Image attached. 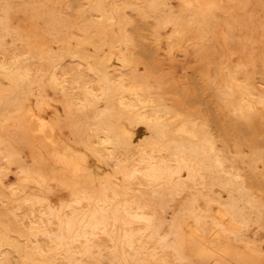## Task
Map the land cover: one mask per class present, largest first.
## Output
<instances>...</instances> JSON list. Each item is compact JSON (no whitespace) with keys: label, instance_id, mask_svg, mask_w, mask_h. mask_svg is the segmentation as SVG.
<instances>
[{"label":"bare ground","instance_id":"bare-ground-1","mask_svg":"<svg viewBox=\"0 0 264 264\" xmlns=\"http://www.w3.org/2000/svg\"><path fill=\"white\" fill-rule=\"evenodd\" d=\"M9 1H10L11 5L14 4V2L12 4L11 0H8V1L6 0V1H4L5 4H2V5L6 6V8H7V6H9V5H6V4H8ZM14 1H16V0H14ZM23 1L26 3L27 0L26 1L23 0ZM52 1H54V0H52ZM17 2H18V0H17ZM35 2H38V1L35 0ZM55 2H54V5H52L53 11H55V9H53V7H55ZM58 2H59V0H58ZM251 2H252V0H251ZM18 3H21V2H18ZM231 3L232 2H230V4ZM22 4H24V3H22ZM30 4H32V3H30ZM42 4L40 2V5H42ZM47 4H46V6H47ZM71 4H73V3H71ZM78 4H81V3L78 2ZM87 4L85 3L83 5H87ZM252 4L250 3L251 6H252ZM11 5H10V7H13V8L15 7L14 5L13 6H11ZM18 5H20V4H18ZM24 5H23L24 8L28 7L27 4L25 6ZM57 5H58V3H57ZM46 6L44 5L43 8H46ZM64 6H65V4L63 5V7ZM69 6L70 5L68 4L67 7H69ZM41 7L42 6H40V11H41ZM49 7H50V5H49ZM61 7L62 6H60V7L57 6V8H59V9ZM63 7H62V10H64ZM90 7H91L90 10H86V11H83L81 13L83 20L86 22V32L84 33V35L82 37L80 36L81 37L80 38L79 35L76 34V32H78V31H76L75 32L76 35H74V36L75 37L78 36L79 38L77 37L75 40H72V41H69V36H66V37H68V39L66 40V42L62 40V42H63L62 46L63 47L62 46H61V48L59 47L60 49L48 47L47 46L48 42H46V44L44 45L43 44V43H45L44 38H46L44 36L45 34L40 35V33L39 34L37 33L38 35H40V37L44 36L43 37V39H44L43 43L41 40L42 37L40 38L42 45L40 42L36 41L37 40L36 37H35V39H33L32 37L26 38L25 43H27L26 45H27V49L29 51L28 53H32L31 57H29V58L30 59L33 58L32 57L33 54H38L41 57L47 58L48 59L47 62L48 61L50 62L51 69L47 74H45V75L41 74L43 76L37 77L36 72H35L34 73L35 75H32L29 72L30 69L28 67V64H29L28 59L29 58H27V61H28V64H27L26 61L23 60V58H25L24 55L21 59L18 56L19 54L17 55L18 57H15V56L12 57V55H11L12 53H11L10 54L11 57L8 58L9 56H7V59H5L6 54L4 52L5 57H4V59L0 60V73L4 74L7 78L15 81L14 87L11 90L4 87L5 85L4 86L0 85V152L2 153L1 155H3L2 157L5 158V160H4V158H3V160L6 161V166L0 167V180L4 179V182L6 180V182H5L6 184L0 183V195L2 197H5V198L7 197L6 198L7 199L6 204L8 203V201H16L18 208H19V205L23 206V204H27V203H29V205H33V206L36 204H41L45 209L44 215L45 214L48 215L49 222L53 221L52 219H56V221H57L56 229L53 231L51 228V231H53V232L49 233V235H48L49 237L47 236L49 238V240L51 241L50 242L51 244L48 247H50V249H52L55 252L63 251L64 253L61 252V254H63V255L67 254L70 257L69 263H71V264H85L83 262L84 259H82L83 261H80V260L78 261L77 257H76L77 256V250H80V249L85 248V247H81L82 245L79 244L81 248L79 247L80 249L76 250L77 247H75V246L78 244V243L75 244L76 241L77 242L78 241L85 242L87 244V246L90 245L92 247V245H91V243L93 242L92 236L93 235L95 236V234H97V232L100 233L102 231L106 235H108L110 237V241L112 240V242H113V244H112L113 248L110 246L111 244L109 245V247L112 249L111 254L113 255V258L117 260L118 264H131L132 258L130 261V254H129V251L127 250V247L133 246V245H131L132 241H133L134 237H136L135 235L138 234L140 229H151L154 231V229H155V221H154L155 220V207L158 203V200L167 193L168 189H171L173 187V184H174L176 179L174 180L172 177L174 175H178V177H180L183 169H187L189 172L193 168L200 166L203 168L202 171L205 170L206 173H208V175L211 179L210 180L208 178L210 180L211 185L215 184V185H219L222 188H225L226 190H228V192L230 193L231 196L226 201H225V199H223V201H221V202L218 201L219 203H217V205H214L212 207H209L208 203L209 202L211 203V201H213V200H212V198H208V202H207V205L209 207L207 209L208 211L206 210V212H204V213H195L194 214V219H196L197 224L202 223L205 225L208 223L207 234H204V232L196 225V223L193 224L192 230L190 232H187L185 230V227H184L182 222L176 221L177 222L176 223L175 220L173 219L175 222V224L173 225L174 222L171 219L172 221H170V224L173 225V227H172L173 229L171 227L167 228V229L164 228L165 231H160V232L162 234L163 232L166 233V230L168 231V229L169 230L172 229L171 233L173 234V236L171 238L167 239L166 241L162 238L161 239L166 242V245L172 246L175 249V251L177 252L178 256H180V257L183 256V251H184L183 249L188 248L190 253H192L198 257L204 256L206 254L218 253L222 257L232 256L233 259L235 260V264H245L244 261H242L236 255L231 253V251L233 249L228 244H229V242L231 244L232 241L229 240V238L228 239L224 238L222 231H227V232L236 231L237 232V230H239V229H237V230L235 229L236 222L246 226V225H249V223H251L252 221H257V218L259 216H261V211L264 208V203L259 198H257L258 193L255 196L254 195L255 193L253 194L248 189L247 186H249V185L246 184L247 179L242 177V174H243L242 172H240V174L242 173L240 176L239 174L233 173L232 171L225 168L224 163H223V157H225V155L222 156L219 152V148L217 147V143H216L217 142L216 139L218 137L215 138L216 137L215 136L216 130L213 129V131L215 132L213 134V132L211 131L212 129H210V126H209L210 119L208 117H206V119L204 118L201 120H196V119H193L191 117V113H189V111H188V114H190V115H187V114H183L182 109H181L182 112L181 111L179 112L175 108H173L174 105H176L178 102L177 103L175 102V104H172L173 106H171L167 102L168 97H169V99H170V97L172 99L171 95L173 92L170 91L171 87L169 88V91H170V92L168 91L169 93L167 92V94H165L166 91L164 93V90H166L169 87V85L166 86V88L161 87V90L163 88H165L162 92L164 94L158 93V92L156 93V91H154V92L152 91L153 88L155 89L158 86H160L162 84L161 82L163 80L166 81V79H164L165 75L163 76V74H165V73H163L160 76L157 72L161 68H160V65H159V67H157L156 56H158V55H152V53H155V52H152L151 54H148V55L146 53L147 57H145V58H143L144 56L142 55V52H141L140 53L141 55L139 57H141L142 60L137 57V55H139V54L135 53L137 50L134 51V47L139 48V46L142 45V43H143L142 38L143 37L139 41V42H141V45H140V43H138L137 40H135V38L131 34L132 32L134 33L135 31L134 30L131 31L132 29H130V26L132 24L136 23L134 21L135 20L134 15H136V14L138 16H142L141 17L142 19H143V17H144V19H145V17H148V18L150 17V18L154 19V21H155L154 27L155 28H152V29H155L154 31L156 32V37H154V39L156 38L159 41L160 46H163L162 48L166 49V52H167V50L172 52L175 49H176V51H179L178 49H180V48L183 49L182 47L187 42H192L193 46L192 45L191 46L194 48L195 52L197 51L196 53H198V55L196 56L197 60L199 58H202L203 56L205 58V55L208 57H211L210 55L213 53H220L219 56H217V57H219L217 60L218 61L217 68H215V69L209 68V70H211V71H209V76L207 77L208 74H206L204 76L202 75V76H203V78L206 77L207 82H208V83L207 82L206 83H207L209 89L210 88L212 89V94L214 93V96H216L215 98L216 99L218 98L220 101V105L218 104L220 107H217V106L216 107L218 109H220L221 115L219 114L220 111L218 112V114H212V117H213L215 123H217L218 126L220 127L219 130L224 129V127H226L227 125H230V128L233 129V131L235 130L236 134H237V132H239V134H237L238 136L236 135L237 137L234 136L235 134H233L234 137L238 138L241 133H244L249 128L252 130L251 127L254 128V125H256L255 121H256L257 111L261 108L262 109L264 108L263 107L264 106V90L261 88V86H259L257 84V82L254 79L250 78L252 76L250 74V72H249L248 76H250V75L251 76L250 77L247 76L245 79H239L237 77V74H239V71H241L239 69L242 68L246 64L244 62L245 60L243 59V57L245 58V56L240 58V59H243L242 60L243 62H241L240 59L236 58L237 55L235 57L232 55V52H229V51L226 52V50H224V54L221 55V53L223 52L222 50L228 44L226 42V46H225L224 40L230 38V36L233 35L232 29H236V28L240 29L239 26L240 27L244 26V23H245L244 19H247V18H244L246 15L244 14L245 16L243 18L240 17L238 19V21H240V22H241L240 19H242L243 25H239L240 22H239V24L238 23L236 24L235 20H237V19L234 18V21L236 24L235 27L232 26V29H227L224 26H222L224 18L222 15V10H221L220 5L214 4V2L212 0H94V2L92 3V6H90ZM128 7H131V9L136 12L133 16H131L133 13L131 15H128L129 12L128 13L126 12V9ZM248 7H249V5H248ZM260 7L262 8V6H260ZM47 8H46V10H47ZM72 8H73V5H72ZM78 8H80V7H78ZM249 8H250V11H252L251 9H253V7L252 8L249 7ZM5 9H3V10H5ZM10 9L11 8H8V10L6 9V11H8V13H9V12H11V11H9ZM69 9H71V7ZM262 9H264V7ZM262 9H261V11H262ZM24 10H26V9H24ZM46 10H45V13L47 14ZM241 10H243V9H241ZM0 11H1V9H0ZM51 11L49 9L48 13H50ZM53 11H52V15L48 14V15H50V17L56 13V12L53 13ZM56 11H57V9H56ZM12 12H11V14H12ZM23 12H25V11H23ZM31 12H34V11L31 10ZM76 12H77V10H76ZM232 12H234V11H232ZM236 12H238V10H236V8H235V13ZM262 12H264V11H262ZM8 13H7V15H8ZM39 13L41 14L42 11ZM58 13H59V10H58ZM243 13H244V11H243ZM15 14H17V13H15ZM40 14H38L39 18L44 19V17H42L43 14L42 15H40ZM9 15H10V13H9ZM9 15H8V18H9ZM78 15H79V12H78ZM230 15H233V14H230ZM230 15H228L229 18H230ZM38 16H37V18H38ZM129 16L131 18L133 17V21H132V19H130ZM237 16H239V15H237ZM255 16H256V14H255ZM263 16H264V14H261V17H263ZM20 17H22V16H20ZM30 17H34V16L29 15V17H25V20H26V18H28L26 20V22L29 20ZM54 17L49 18L50 20L48 19L49 23L47 21H42V22H45V24H46V22L48 24H50L51 19H52V21H54ZM57 17H59V16L57 15ZM62 17H63V15H62ZM0 18H2L1 14H0ZM8 18H7V20H8ZM229 18H227V19H229ZM257 18L260 19V16L258 17V15H257ZM22 19H23V17L21 18V20ZM30 19H32V18H30ZM144 19L142 21L143 23H144ZM10 20L4 21V22H6V23L8 22V24L10 26L12 25V28H14L13 26L15 24L13 21L15 20V22H16V19L12 20L13 23H11ZM55 20H57V18ZM60 20L64 21L66 19L60 18ZM252 20H254V18L251 19V21ZM1 21H3V20H1ZM34 21H35V19H34ZM145 21H147V19ZM149 21H150V19H149ZM229 21H231V20L229 19ZM23 22L25 23V21H23ZM30 22H32V20ZM66 22L65 23L63 22V23L66 24ZM132 22H134V23H132ZM37 23H38V21H37ZM40 23L41 22H39V26L40 27L43 26V25H40ZM147 23H149V22L147 21L146 24ZM48 24H46V25H48ZM51 24H54V23H51ZM51 24H50V26H51ZM64 24H62V26H64ZM246 24H245L246 30H247V27L248 28L252 27L253 29L255 27V25L253 26V23L252 24L246 23ZM258 24H259V22H258ZM144 25H145V23H144ZM230 25H233V22ZM6 26H7V24H6ZM6 26L4 23L3 28L6 29ZM10 26H7V29ZM27 26H29V25H27ZM58 26H56L57 28L54 27L55 31H56V29H58ZM139 26H141V25H139ZM146 26H149V25L147 24ZM258 26H261V25H258ZM263 26H261V27H263ZM25 27L26 26H24L23 30L25 29ZM36 27H38V26H36ZM68 27L69 26H67L66 28H68ZM19 28H21V30H22L21 25L19 26ZM76 28H77V26H76ZM140 28H142V27L137 28V31ZM148 28H150V27H148ZM250 28L248 29L249 32L252 31V29H250ZM17 29H18V27L16 26V28L14 29L15 31L11 32L9 30V32H6V31L5 32L7 34H10L11 36L12 35L17 36V35H19L18 31L20 32V29H18V31H16ZM27 29H29V27L26 28L25 31ZM50 29L45 28V31L48 30V32H49ZM68 29L70 30V28H68ZM72 29H73V25H72ZM238 29H237L238 32L236 30H235L236 32L235 31L234 32L239 33L238 35H240L241 32H239ZM261 29L263 30L264 28H261ZM23 30L21 32H23ZM29 30H32V29H29ZM79 30H80V28H79ZM248 30H247V36H248ZM255 30H256V27H255ZM60 31H62V30H60ZM137 31H136V33H139ZM240 31H243V33H244V30H240ZM50 32H51V30H50ZM63 32L64 31H62V33ZM80 32H83V31L81 30ZM141 32H142V30L140 31V33ZM151 32H153V30ZM256 32H257V30H256ZM6 33L4 35H6ZM46 33H47V31H46ZM235 33H234V35H235ZM243 33H242V35H243ZM1 34L3 35V32L0 33V35ZM32 34H34V33H32ZM56 34L55 35L53 34V35L57 36ZM64 34H65V32H64ZM73 34L74 33H71V31H70V34H68V35H73ZM254 34L255 33L253 32V35ZM20 35L18 37H20ZM25 35L26 34H24V36ZM66 35H67V31H66ZM144 35L145 34H143V36ZM234 35H233V37H235ZM253 35H251L250 38H253L254 42H252V40L250 41L249 39H247L248 37L247 38L244 37L245 34L243 35V38H246L247 40L246 39H244V40H246L247 42H248V40L251 42V43L249 42L250 47L254 46V45H257L256 48L259 47L258 52L256 49H254V47H252L254 49L253 54L255 52V53L259 54L258 56H260L261 55L260 53H262L263 54L262 56H264L263 48L261 46H258L259 44L257 42L255 43L256 39L253 37ZM16 36H14V37H16ZM24 36H23V38L27 37V36H25V37ZM151 36H153V35H150V37ZM47 37H50V36L47 35ZM64 37L65 36L63 35V38ZM71 37L72 36H70V39H71ZM233 37H231V38H233ZM235 38H237L236 40H238L239 38L241 39V37H238V36H236ZM257 38L259 39V36H257ZM263 39L264 38L262 37V40ZM14 40H12V41H14ZM55 40H56V37H55ZM152 40H153V38H152ZM233 40H235V39H233ZM236 40H235V42H236ZM244 40H242L240 42V46H239L238 41L236 42V44L233 41L235 46L237 44H238L237 46H239L238 48L236 47V49H239L241 47H242V49H245L246 43ZM260 40L261 39H259L258 41H260ZM16 41H17V38H16L15 42ZM59 41H60V39H59ZM145 41L146 40H144L143 46H141V47H144V46L148 47L149 46L148 44H147L148 46L146 45L147 42H145ZM155 41L156 40H154V43H156ZM4 42L5 41L2 38H0V45H2V44L6 45V43H4ZM55 43H57V42L55 41ZM253 43H255V44L252 45ZM137 44H139V46H137ZM263 44H264V42L262 43V45ZM8 45H10V44H8ZM155 45L156 44H154L152 46L155 47ZM19 46H20V43H19ZM23 46L25 47L24 44H23ZM235 46L232 45V47H235ZM149 47L147 48V50H148L147 52H149ZM156 47H159V44ZM260 47L262 49H260ZM152 48H151V51H157V49L155 50ZM162 48L159 50H163ZM18 49H16V50H18ZM141 49L146 50L145 48H141ZM236 49H234V50H236ZM242 49H240L241 52L238 51V53L243 54ZM260 50H263V51L261 52ZM139 51H140V48H139ZM190 51L192 53L193 49L191 48L189 50V52ZM248 51L246 50L245 53H247ZM10 52H11V50H10ZM19 52H21V50ZM25 52H27V50H25ZM158 52H161V51H158ZM181 52H182V50H180V54H181ZM189 52H187V53H189ZM22 53H24V52H22ZM28 53H26V54H28ZM236 53H237V50H236ZM249 53H250V51L248 52V54ZM56 54H58L57 57H55ZM160 54H162V56L161 55H159V56L164 58V56H165V55H163L164 52L160 53ZM177 54H179V53H177ZM192 54H194V52ZM250 54L252 56V53H250ZM13 55H15V54H13ZM64 55L72 56L73 58H74V56H76L77 58H79V60L81 59L82 61H84L87 65V66L86 65L85 66L88 67L87 69H89L90 72L94 73L93 77H95L97 84L95 83L96 82L95 80H92L96 84V86H94L95 84L92 81H90V83L92 82L94 85L93 84L89 85L88 81H87L88 83L86 82V84H88V85H86L84 83L85 78L82 75L83 80L82 79L81 80H82V83H84V84H82L83 85L82 86L81 83H79V85H81L82 87L81 88L78 87V88L80 90L81 89L82 90H81V94H80L81 95L80 100L76 102L77 106H76L75 110L72 108L73 111L71 109L70 112H68L69 113L68 117H66V118L59 117L60 119H58L56 121V119L54 120L51 116L55 112H53L50 104L45 103V105H43L40 109L33 107L31 104L25 105L23 103V99L25 97L23 96V92L21 89H24L27 86V84H30L32 81L37 80L47 90L48 89H54L56 91H59L58 94L61 98L63 96V93L61 91L62 85H61L60 81L63 79H61V80L59 79V76L61 73H60V70H59V73L57 72L59 62L57 61L56 58H59V56L62 57ZM183 56H184V58L186 57L185 55H183ZM192 56H194V55H192ZM239 56H241V55H239ZM248 56L250 57V55H248ZM248 56H247V60H249ZM187 57H189V55H187ZM175 58H174V60H175ZM254 58H256V57H254ZM38 59H40V58L38 57ZM59 59H61V58H59ZM210 59H212V57L209 58V60ZM257 59H259V58L257 57L255 60H257ZM64 60H66V59H64ZM192 60L197 61L196 59L194 60V58H192ZM237 60H239L242 63L241 64L239 62L242 65V67H239L240 64L238 62H235ZM202 61H204L203 58H202V60H200V62L202 63ZM49 62H48V64H49ZM72 63H73V61H72ZM198 63L199 62H196V64H198ZM204 63L206 64L205 61H204ZM256 63L258 64V60L256 61ZM36 64L38 65V63H36ZM60 64L63 65L62 63H60ZM80 64H81V62H80ZM160 64L162 65L161 62H160ZM176 64H177V62L176 63L173 62L172 65L179 66L178 64L177 65ZM209 64H212L211 61L210 62L208 61V64H207L208 67H210ZM250 64H247V65H249V67H251ZM30 65H32V64L30 63ZM112 65L117 67V68L115 67L116 71L118 70V73L116 75L114 73H111L110 66L112 67ZM195 65H194V67H195ZM200 65L202 66V64L199 63V65H197L198 67H196V69L197 68L199 70H201V68L203 69V66L201 67ZM247 65H246V67H247ZM32 66L34 68V65H32ZM81 66H82V64H81ZM85 66L83 65L82 67H85ZM206 66L204 68V71H206V70L208 71ZM38 67H41V66H38ZM78 67H80V66L78 65ZM260 67L258 65V69ZM33 68H32V70H34ZM45 68H46V66H45ZM153 68H154V70L157 68H160L159 70L157 69V71L155 70L157 75H159L160 77L158 76V78H156L157 75L152 74L154 71ZM244 68H245V66H244ZM36 69L38 72V69H40V68L36 67ZM36 69H35V71H36ZM60 69H62V68H60ZM167 69H169V66H168V68H165V70H167ZM171 69L176 70V67H174V68L171 67ZM261 69H259V71ZM72 70L70 69V71H72ZM163 70L164 69H162V71ZM242 70H243V72L246 71L243 68H242ZM162 71H159V72L162 73ZM176 71H178V69ZM65 72H67V71H65ZM72 72H70V74H72ZM82 72H84L83 74L85 75V71L82 70ZM241 72H240V75H243L244 73L242 74ZM43 73H44V71H43ZM196 73H198V72H196ZM112 74H114L115 76H112ZM168 74H169V72H168ZM201 74H204V72L200 73V75ZM245 74H246V72H245ZM259 74L260 73H258V75ZM73 75H75V73ZM153 75L155 77H153ZM193 75H195V74H193ZM77 76H76V78H77ZM260 76H261V74H260ZM87 77H89V76H87ZM161 77L163 79H161ZM239 77L241 78V76H239ZM262 77H264V76H261L259 78H261L263 80ZM63 78H64V76H63ZM67 78L68 77H67V73H66V79ZM159 78L162 81H160ZM87 79H92V78L89 77V78H86V80ZM198 79H200V78H198ZM72 80H70V81H72ZM76 80L78 81V78ZM81 80L79 79V81H81ZM196 80H197V77H196ZM66 81L69 82L68 79ZM38 82H36V83H38ZM61 82H63V81H61ZM167 82H165L163 84L165 85ZM71 83L73 84L74 82H71ZM76 83H78V82H76ZM198 83H199V81L197 82V84ZM202 83H199V84L201 85ZM171 85H174V84H171ZM203 85L205 86L206 84L204 83ZM76 86H78V84L77 85L75 84V89H76ZM181 86L182 85H180L179 87H181ZM71 87H73V86H69V88H71ZM176 87L177 86H175V88ZM182 87H184V85ZM175 88L173 87L172 91ZM37 89H38V87H37ZM177 89H179V88H177ZM39 90H41V88ZM70 90L71 89H68V91H70ZM179 90L182 91L183 89H179ZM179 90L178 91L176 90L177 91L176 93L174 90V93L175 94L180 93ZM184 90H185V93L188 92V91H186L187 89H184ZM204 90H205V87H204ZM48 91H50V90H48ZM78 92L80 93V91H78ZM190 92H192L191 89H190ZM194 92H196V90ZM74 93L72 95H75ZM170 93H171V95L169 96ZM181 93L183 95H185L183 91ZM182 94H180V95L182 96ZM187 94L185 95V96H187V98L183 97V99L185 98L184 101H186V99H187L186 102L190 103L193 100L191 97H193L194 95L193 96L189 95V92ZM69 95H71V94H68V96ZM165 95L167 98L165 97ZM203 95H205V93ZM207 95H210L209 92L206 94V96ZM78 96L79 95L77 94L76 97L79 98ZM177 96H178V94H177ZM189 96H191L190 99L188 98ZM214 96H212V97H214ZM53 97L54 98H52V99L56 98V96H53ZM67 97H66V99H67ZM76 97H74V98H76ZM203 97H205V96H203ZM195 98H196V96H195ZM195 98L193 100L194 103L196 100ZM181 100H180V102H181ZM189 100H191V101H189ZM206 100L208 101L209 99H206ZM213 100H215V99H213ZM168 101L171 102V100H168ZM172 101H173V99H172ZM177 101H178V99H177ZM73 102H74V100H73ZM193 102H191V105L193 104ZM211 102H210V104H211ZM63 103H64V107L67 106L68 102L64 99V97H63ZM210 104L208 103V105H210ZM183 105L185 106V104H183ZM187 105H189V104H187ZM213 105H210V107L212 106V108H213ZM71 107H74V104ZM185 107H184V109H185ZM67 108L69 109V106ZM178 109H179V107H178ZM213 109H212V111H213ZM216 111H218V110L216 109ZM262 111L264 112V110H262ZM12 112H14V113H12ZM201 112H205V115L206 114L210 115L209 112H211V110H209V106H206L203 109H201ZM213 113H216L215 110ZM198 116H200L199 112H198ZM19 117H26L27 120L36 122L38 127L35 130H33L31 125H29L28 123L26 124L23 121L18 120ZM197 118H200V117H197ZM227 122H229V124ZM211 123H213V122H211ZM225 124H227V125H225ZM263 126H260V127H263ZM59 127H61L62 131L65 134H71L72 135V137L74 139L73 143L61 136L60 131H59ZM257 127H258V125H257ZM256 129H258V128H256ZM228 130H229V128L227 129V131ZM263 131H264V127H263ZM263 131L258 130L257 132L263 133ZM254 132H255V130H254ZM228 134H230V133H228ZM253 134H250V135H253ZM226 135L224 138H226L228 136V135L227 136ZM34 136L39 137V142H38L39 145L36 144V142L34 141V139H33ZM221 136H223V135H221ZM229 136L230 137L232 136V132ZM241 136H242V134H241ZM249 136H247V137L249 138ZM253 136H255V135H253ZM253 136L250 138L252 139ZM260 137H257V138H260ZM262 137L264 139V135H262ZM136 139H140L139 144H141L140 145L141 147L138 149V151L136 153H133L131 151L132 149H130V144H131V142H133ZM240 139L242 142H243V140L245 141V139H243V140H242V138H240ZM226 140H227V138H226ZM247 140H246V143H248ZM222 141H224V140H222ZM253 141H255V139ZM239 142H240V140H238V143ZM249 142H250V140H249ZM218 143H219V141H218ZM250 143H254V142H250ZM255 143L258 144L256 141H255ZM79 144H85L89 148V150L97 152L101 158H104L108 162L109 169L107 170L105 168L106 171H104L100 166L93 164L90 157L88 156V154L81 150V148L79 147L80 146ZM263 144L261 143L262 148L258 147L256 149H253V147H252V151H254V156L256 158H260L262 160L264 159V148H263L264 145ZM220 145L222 146L223 144H220ZM237 146H236V148H237ZM253 146H254V144H253ZM224 147H226V146H224ZM248 148H250L249 144H248ZM221 150H223V149H221ZM239 151H240V149H239ZM249 151H251V149ZM233 152H234V150L230 154H232ZM236 153H237V149H236ZM171 157L174 160H176V162H177V164L175 166H171L168 163V159H171ZM240 157H242V156H240ZM240 157H237V158H240ZM173 159H171V160H173ZM0 160H2L1 157H0ZM227 161H229V160H227ZM242 161H244V160H242ZM2 164H4V163H2ZM263 164H264V162H263ZM240 165L242 166V164H240ZM237 166L238 165H236V167ZM241 166H238V167H241ZM258 167L259 166H256V168H258ZM232 168L233 167H231V169ZM256 168L254 166H251V167L249 166V168H247V169H249L251 171L252 176L261 175V173H259L256 170ZM236 169L233 171H236ZM251 173H250V175H251ZM258 173H259V175H258ZM66 175L73 176L76 179V181L79 183V186L76 187V186L72 185V183L68 179L65 178ZM252 176H251V178H252ZM259 179L261 180L262 178H259ZM177 180H179V178ZM189 180H190V178H189ZM261 182H262V180H261ZM261 182H259V183H261ZM185 183H186V181H185ZM247 183H249V178H248ZM176 184H178V183H176ZM189 184L190 183H188V185ZM263 185H264V183H263ZM177 187L174 190H177ZM186 187H187V184H186ZM257 188L258 187H256V189ZM259 188H260V185H259ZM183 189H185V188H183ZM251 189H254V188H251ZM180 190H182V189H180ZM176 192L178 193V191H176ZM188 192H189V189H188ZM179 193H181V191ZM188 194H191V193L189 192ZM235 194H238V197H233V195H235ZM169 196H170V194H169ZM175 198H174V200H175ZM200 198H202V196ZM263 198H264V196H263ZM177 199L178 198H176V200ZM185 199H186V197H185ZM220 199H222V198H220ZM183 201H182V203H183ZM239 201H241V202H239ZM173 202H175V201H173ZM1 203H3V202H1ZM13 203L9 204V206L12 205ZM213 203H215V202H213ZM166 204H165V206H166ZM168 204H170V203H168ZM198 204H199V202L197 203V205ZM203 205H204V203H203ZM0 206H6V205L1 204ZM190 206L192 207V205H190ZM12 207H10V208H12ZM163 207H164V205H163ZM173 207H175V205ZM26 208H25V210H26ZM38 208H40V207H38ZM166 208H169V205ZM189 208L187 207V209H189ZM202 208H206L205 205ZM9 209H7V210H9ZM29 209H32V208H29ZM173 209H176V207L172 208V210ZM12 210L13 211L16 210L15 213H17V209L14 208ZM22 210L23 209H21V211ZM36 210H37V207L35 208V211H32V212L34 213V212L40 211L39 209L37 211ZM8 212H10V211H8ZM176 212H178V210H176ZM10 213H11L10 216L14 214V212H13V214H12V212H10ZM21 213L23 214V212H21ZM39 213L40 212H38V214ZM42 213H40V215ZM193 213H194V211H193ZM161 214H163V213H161ZM173 214L175 215V213H173ZM173 214H171V215H173ZM183 214H184V210H183ZM14 215H13L14 216L13 221H14L17 214H14ZM33 216H34V218H36L35 215H33ZM8 217H9V215H8ZM17 217L19 219V216H17ZM22 217H23V215H22ZM27 217H30V215ZM41 218H42V220L45 219L43 217H41ZM41 218H40V221H41ZM170 218H172V217H170ZM182 218H184V217L182 216ZM168 219L166 218V221ZM8 220H9V218H8ZM17 220H16V223H17ZM5 221H3V219L0 217V264H6L7 261H9V256L7 255V253H9V254L12 253V255H13V252L10 253L9 250L6 253V251H7L6 246L11 248L13 251L15 250V251L21 252L22 257L24 258L25 264H34L35 260L40 258V257L37 258V254H42L44 249L39 244H35V245L33 244L34 245L33 249L35 250V252L33 250H32V252H26L24 247H21V245H19V243L22 241L20 239H18V240H20V242H18V240H16L17 238L15 239L16 241H14L12 239V236L14 237V235L9 234V232L12 231L14 225L12 226L11 223H9V224L4 223ZM30 221H31V218H30ZM44 221H47V220H44ZM44 221H41V222H44ZM164 221L165 220H163V223H164ZM167 222H169V221H167ZM171 222H173V223H171ZM41 224H44V223H41ZM41 224H38L36 226L39 227V225H41ZM170 224L168 225V227L170 226ZM30 225L32 226V224H30ZM52 225H54V224H52ZM52 225H51V227H52ZM19 227L23 228L24 225L22 226L20 224ZM27 227H29V226H27ZM27 227H24V228H26V230H27ZM43 227H44V225H43ZM159 227H161V226H159ZM159 227H158V230L161 229ZM243 228L244 227H242V230H243ZM19 229H17V231H19ZM47 229L49 230V228H47ZM43 231L46 232L45 230H43ZM12 232H15V230ZM23 233L24 232H22V234ZM25 233H30V232L27 231ZM169 233H168V235L170 236L171 233L170 234ZM32 234H33V232H32ZM102 234L103 233H101V235ZM158 235H159V233H158ZM15 236H16V234H15ZM100 236L98 238V239H100L99 241L98 240L96 241L97 238L96 239L94 238V239L96 242H99L100 244H102L103 242H105V240L103 241V239H102L103 242L101 243L100 242L101 241ZM243 236L246 237L245 235H241V237H243ZM44 237L46 238V235ZM96 237H98V236H96ZM162 237H165V236H162ZM28 238H29V236H28ZM137 238L138 237H136L135 239L140 240ZM26 239H27V237H26ZM26 239H25V241H28ZM142 239H143V237H142ZM142 239H141V241H143ZM144 239H146V238L144 237ZM237 239H238V237H237ZM235 240H236V238H235ZM212 242H216L218 244V246L216 244L217 247H215V248L211 247ZM99 243H97V244H99ZM40 244H42V242ZM93 244H94V242H93ZM137 244H138V241H137ZM222 244H224V246H226V247H223ZM145 245L147 246V243ZM105 246L103 249H106ZM135 246L136 245H134V249L132 248V250H135ZM48 247H47V249H48ZM106 247H108V246H106ZM250 247L252 248L255 256L259 255L258 251H257L258 249L256 248V246L252 245ZM101 248L102 247H100V249ZM103 249H102V251H104ZM82 250H84V249H82ZM86 250H87V248H86ZM88 250L90 252V249H88ZM91 250H93V247ZM129 250H131V249H129ZM95 251H97V250H95ZM141 251H139V253H141ZM175 251H174V253H175ZM80 252H81V250H80ZM93 253H95V252L93 251ZM135 253L137 255L138 252L136 251ZM55 254L53 255V257L55 256V259H56L58 256L56 257ZM108 254H110V252L109 253L107 252L106 255H108ZM82 255H83V253H82ZM103 255H105V254H102L101 256H99V259H101L100 257H103ZM131 255H133V254H131ZM87 256H86V258H87ZM92 256H91V258H93ZM108 256H104V257H108ZM172 256H174V255H172ZM43 257H42V260H43ZM48 257L51 260L49 255H48ZM137 257H139V256L137 255ZM176 257H177V255H176ZM14 258H15V256H14ZM152 258H153V256H152ZM154 258H156V257H154ZM59 259H60V256H59ZM93 259H95V258H93ZM106 259L110 260L111 258L110 259L106 258ZM147 259H148V257H147ZM42 260L40 259V262ZM46 260H48V259H46ZM50 260H48V261H50ZM138 260H136V261H138ZM140 260H142V258ZM153 260H155V259H153ZM171 260H172V258H171ZM17 261H15V262H17ZM44 261H45V259H44ZM103 261H104V259H103ZM19 262L15 263V264H18ZM36 262L39 264L38 260ZM62 262H64V261H62ZM91 262H92V264L94 263V261H90L89 264H91ZM98 262H101V260ZM142 262H143V260H142ZM147 262H149V260ZM151 262H153V261L151 260ZM184 262H186V261H184ZM66 263H68V262H66ZM95 263H97V262H95ZM101 263H99V264H101ZM138 263H140V261ZM40 264H42V262ZM150 264H152V263H150ZM158 264H160V263H158Z\"/></svg>","mask_w":264,"mask_h":264},{"label":"rangeland","instance_id":"rangeland-1","mask_svg":"<svg viewBox=\"0 0 264 264\" xmlns=\"http://www.w3.org/2000/svg\"><path fill=\"white\" fill-rule=\"evenodd\" d=\"M1 2H0V9H1V11H0V14H1V16H2V18H0V22L2 23H0V33H2L3 32V35L6 33V32H9V30L12 32V31H15L14 29L16 28V26L18 27V29H20V32L18 31V29L16 30V31H18V34L20 35L21 33V35H20V37H18L19 35H10V34H7L6 33V35H0V38H2L5 42L4 43H6V45L4 44H2V45H0L1 47H0V60L1 59H4V57H5V54H6V57H5V59H7V56H9L8 58H10L11 57V55H12V57H18L19 56V58H21L22 59V57H23V55H24V57L25 58H23V60L24 61H26V63L28 64V61H29V64H28V67H29V69L31 70H29V72L32 74V75H35L34 73L36 72V76L37 77H41V76H43V75H45V74H47L49 71H50V69H51V66H50V62H49V64H48V62H47V58H44V57H41L40 55H38V54H33L32 55V57L34 58H29V57H31V54L32 53H28L29 51H28V49H27V43H25L26 42V38H30V37H32L33 39H35V37L37 38V42H40L41 43V40H42V43H43V40L45 41V43H43L44 45L46 44V42H48L47 43V46L48 47H51V48H61V46H62V44H63V42H62V40L63 41H65L66 42V40L68 39V37H66V36H69V41H72V40H75L78 36H74V35H76V34H78L79 35V37L81 36H83L84 35V33L86 32V22L83 20V18H82V15H81V13L83 12V11H86V10H90V6H92V3L94 2V0H59V2H58V0H54V1H52V0H36V1H40L41 2V4L42 5H40V2L38 3V2H35V0H25L26 1V3L22 0H18V2H21V3H18L17 2V0L16 1H14V0H11V2H12V4H13V2H14V8L13 7H10V5H11V3H10V1H9V3L8 4H6V5H9V6H7V8H6V6H3L2 4H5L4 3V1H6V0H0ZM8 1V0H7ZM48 1V2H47ZM56 1V2H55ZM64 1V2H63ZM213 2H214V4H218V5H220V7H221V10H222V15H223V25L222 26H224L225 28H227V29H232V26H234L235 27V25L238 23L239 24V22L240 21H238V19L241 17V18H243L245 15V17L244 18H247V19H244V26L243 27H240L239 26V28L240 29H238V28H236V29H232L233 30V35H234V33L237 31V29L239 30V32H241V34L240 35H238L239 33H235V37L236 36H238V37H241V39L239 38L238 40H236L237 38H235V37H233V35L232 36H230V38H228V39H225L224 40V45L226 46V42L228 43L227 44V46L226 47H224V49L222 50L223 52L221 53V55H223L224 54V50H226V52H232V55L235 57L236 55L238 56H236V58H238V59H240V58H242L243 56H245V58L243 57V59L245 60L244 62L246 63L244 66H245V68H244V66L242 67V63L241 62H243L242 60L243 59H240L241 60V62L239 61V60H237V61H235V62H240L239 64H240V66L239 67H242L244 70H246L245 72H246V74H245V72H243V70H242V68H240L239 70H241V71H239V74H237V77L239 78V79H245L248 75H249V72H250V74L252 75H250V76H248V77H250V78H252V79H254L256 82H257V84L259 85V86H261V88L264 90V77H262L263 78V80L261 79V78H259V77H261V76H264V56H262L263 54L262 53H260L261 55L260 56H258L259 54H257V53H255L254 52V54H253V51H254V49H256L257 50V52H258V49H259V47H257L256 48V46L257 45H254L256 42L259 44L258 46H261L262 48H263V50H264V44L262 45V43L264 42V39L262 40V37L264 38V29L262 30L261 28H264V16L263 17H261V14H264V12H262V11H264V9H262L263 7H264V0H252V2H251V0H212ZM235 1V2H234ZM16 2V3H15ZM32 3V4H30V3ZM34 2V3H33ZM50 2V3H49ZM54 2H55V7H53V9H55V11H53L52 10V5H54ZM76 2V3H75ZM78 2H80L81 4H78ZM230 2H232L231 4H230ZM234 2V3H233ZM7 3V2H6ZM22 3H24L25 5L27 4V6L28 7H23V5L24 4H22ZM36 3V4H35ZM48 3V4H47ZM57 3H58V5H57ZM71 3H73V4H71ZM87 4V5H83V4ZM250 3L252 4V6L250 5ZM18 4H20V5H18ZM22 4V5H21ZM29 4V5H28ZM35 4V5H34ZM46 4H47V6H46ZM61 4V5H60ZM65 4V6L63 7V5ZM70 5L69 7H67V5ZM13 5H11V6H13ZM24 5V6H25ZM34 5V6H33ZM42 6L41 7V11H42V13L40 14L39 12H41L40 11V6ZM44 5L46 6V8L48 7L49 9H50V11L52 10L53 11V13H55V14H53V16H51L50 17V15H52V11L50 12V13H48L49 12V9L47 8V10H46V8H43L44 7ZM49 5H50V7H49ZM72 5H73V8H72ZM248 5H249V7H253V9H251L252 11H250V8L248 7ZM256 5V6H255ZM3 6V7H2ZM32 6V7H31ZM57 6L58 7H60V6H62L63 7V9L64 10H62V7L59 9V8H57ZM77 6V7H76ZM83 6V7H82ZM255 6V7H254ZM258 6V7H257ZM260 6H262V8L260 7ZM8 10V8H11L9 11H13L12 12V14H11V12H9L10 13V15H9V13H8V11H6V9ZM31 7V8H30ZM35 7V8H34ZM37 7V8H36ZM71 7V9H69ZM78 7H80V8H78ZM225 9H224V8ZM240 9H239V8ZM13 8V9H12ZM26 9V10H24V9ZM78 8V9H77ZM235 8H236V10H238V12L241 10V9H243V10H241L239 13L238 12H236L235 13ZM3 9H5V10H3ZM32 11H34V12H31V10ZM56 9H57V11H56ZM67 9V10H66ZM261 9H262V11H261ZM3 10V11H2ZM29 10V11H28ZM38 10V11H37ZM45 10H46V12H47V14L45 13ZM58 10H59V13H58ZM76 10H77V12H76ZM230 10V11H229ZM23 11H25V12H23ZM28 11V12H27ZM61 11V12H60ZM229 11V12H228ZM232 11H234V12H232ZM243 11H244V13H243ZM17 13V14H15V13ZM78 12H79V15H78ZM126 12L128 13V15H131L132 13V15L131 16H133L136 12L134 11V10H132L131 9V7H128L127 9H126ZM225 12V13H224ZM228 12V13H227ZM231 12V13H230ZM259 12V13H258ZM262 12V13H261ZM7 13H8V15H9V18H8V15H7ZM235 13V14H234ZM261 13V14H260ZM3 14V15H2ZM21 14V15H20ZM38 14H40V15H42V17H44V19L43 18H39V16H38ZM48 14H50V15H48ZM230 14H233V15H230ZM241 14V15H240ZM245 14V15H244ZM255 14H256V16H255ZM28 15V16H27ZM29 15H32V16H34V17H30V18H32V19H30L29 18V20L26 22V20L28 19V18H26V20H25V17H29ZM45 15V16H44ZM57 15L59 16V17H57ZM62 15H63V17H62ZM77 15V16H76ZM225 15V16H224ZM228 15H230V18L228 17ZM237 15H239V16H237ZM257 15H258V17L260 16V19L259 18H257ZM5 16V17H4ZM7 16V17H6ZM20 16H22L23 17V19L21 20V18L22 17H20ZM37 16H38V18H37ZM55 16V17H54ZM66 16V17H65ZM80 16V17H79ZM138 16L137 14L136 15H134V18H135V22L136 23H134V22H132V23H134V24H132L131 26H130V29H132L131 31H135L134 33L132 32L131 34L133 35V37L135 38V40H137V42L138 43H140V45H141V42H139L140 41V39L142 38L143 39V43H144V40H146L145 42H147L146 43V45L149 47V52H147L148 50H147V48L148 47H146V46H144V47H141V46H143V43H142V45L141 46H139V44H137V46H139V48H140V51H139V48H137V47H134V51H136L135 53H138L139 55H137V57L138 58H140L141 60H142V58L141 57H139L141 54V52H142V55L144 56H142L143 58H145V57H147L146 56V53H147V55L148 54H151L152 52H155V53H152V55H161L162 56V54H160V53H163L164 52V54L163 55H165L164 56V58L163 57H158V56H156V58H157V67H159V65H160V68H157L159 71H162V69H164L163 71H162V73H160L159 71H157V69H155L157 72H158V74L161 76L163 73H165V74H163V76L165 77H163L164 79H166V81H162V80H160V78H159V80L160 81H162L161 83V85L160 86H158L157 88H153L152 89V91L154 92V91H156V93L158 92V93H162L163 92V90L166 88V86H168L169 85V87L166 89V90H164V93H165V91H166V93L165 94H167V92L169 91V88L171 89L170 91L171 92H173L172 93V95H171V93L169 94V96L171 95L172 96V99H173V101H172V99H171V97H170V99H169V97L167 98L166 97V95H165V97L168 99V100H171V102L170 101H168L167 100V102L171 105V106H173L172 104H175V102L177 103L176 105H174V107L173 108H175L177 111H181L182 112V110H183V114H187V115H190V114H188V111H189V113H191V117L193 118V119H196V120H201V119H206V117H208L209 119H210V121H209V126H210V129H212L211 131L213 132V134L215 133V138H217L216 139V143H217V147L219 148V152H220V154L223 156V155H225V157H223V163H224V166H225V168H227L228 170H230V171H232L233 173H237V174H239L240 176H241V174H242V177H244V178H246L247 180H246V184H248L249 186H247L248 187V189L256 196L257 195V193H258V195H257V198H259L261 201H263V203H264V198H263V196H264V185H263V183H264V164H263V162H264V159L262 160V159H260V158H256L255 156H254V151H252V147H253V149H256V148H258V147H261V143L263 144L264 143V139H263V137H262V135H264V131H263V125H264V112L262 111V110H264V108L262 109H259L258 111H257V115H256V121H255V124L256 125H254V128L253 127H251L252 128V130L250 131L248 128V130H246L244 133H241L242 134V136H241V134L239 135V137L238 138H236L238 135L237 134H239V132H237V134L235 133V130L233 131V129H231L230 128V125H227V124H225V125H227L226 127H224V129H221V130H219L220 129V127L218 126V124L217 123H215V121H214V119H213V117H212V114H218V112L220 111V109H218L217 107H220L219 105H220V101H219V99L217 98H215L216 96H214V93L212 94V89L210 88L209 89V87H208V85H207V79H206V77H204L203 78V76L204 75H206V74H208L207 75V77L209 76V71H211V70H209V68L210 69H215V68H217V63H218V58L219 57H217V56H219V54L220 53H213V54H211L210 56L212 57V59H210L209 60V58H211V57H208V56H206L205 55V58H204V56L202 57L203 58V60L206 62V64L204 63V61H202V63L200 62V60H202V58H199L198 60H197V55H198V53H196L195 52V50H194V48L192 47L193 45H192V42H187L182 48L183 49H178L179 51H176V49L174 50V51H172V52H170V51H168L167 50V52H166V49H164V48H162L163 46H160V43H159V41L155 38L154 39V37H156V32L154 31L155 29H152V28H155L154 26H155V21H154V19H152V18H148V17H145V19H144V17H143V19H144V23H145V25H144V23L142 22L143 21V19L141 18L142 16H138L137 18L136 17ZM234 16V17H233ZM254 16V17H253ZM12 19H11V18ZM20 17V18H19ZM36 17V18H35ZM41 17V16H40ZM52 17H54V21H52V19H51V22H50V24L51 23H54V24H51V26H50V24H48L49 23V18H52ZM130 17V16H129ZM140 17V18H139ZM237 17V18H236ZM256 17V18H255ZM6 20H5V19ZM7 18H8V20H10L11 21V23H13L14 22V28H12V25L10 26L9 24H8V22L6 23V22H4V21H8L7 20ZM57 18V20H55ZM60 18L62 19H66V20H60ZM69 20H68V19ZM139 18V19H138ZM227 18H229L232 22H233V25H230V24H232V22L231 21H229V19H227ZM234 18L235 19H237V20H235L236 21V24H235V21H234ZM254 18V20H252L251 21V19H253ZM13 19H16V22H15V20L12 22V20ZM20 19V20H19ZM34 19H35V21H34ZM37 19V20H36ZM41 19V20H40ZM43 19V20H42ZM49 19V20H48ZM130 19H132V21H133V17L131 18L130 17ZM141 19V20H140ZM147 19V21L150 23H147L149 26H146L147 24H146V22L147 21H145ZM149 19H150V21H149ZM258 21H257V20ZM263 21H262V20ZM1 20H3V21H1ZM32 20V22H30ZM137 20V21H136ZM139 20V21H138ZM241 20V22H240V24L239 25H243V23H242V19H240ZM23 21H25V23L23 22ZM37 21H38V23H37ZM42 21H47L46 22V24H48V25H46L45 24V22H42ZM61 21V22H60ZM68 23H67V22ZM80 21V22H79ZM153 23H152V22ZM227 21V22H226ZM39 22H41L40 23V25H43V26H39ZM66 22V24H64V23ZM258 22H259V24H258ZM261 22V23H260ZM4 23H5V26H6V24H7V26H10V27H8V29H7V26H6V29L5 28H3L4 27ZM10 23V24H11ZM31 25H30V24ZM60 23V24H59ZM71 23V24H70ZM246 23H253V26L255 25V27H256V30H257V32H256V30H255V27H254V29L251 27H249L250 29H252V31L251 32H249V28L247 27V30H248V36H247V30L245 29V24ZM263 23V24H262ZM45 24V25H44ZM62 24H64V26H62ZM70 24V25H69ZM76 24V25H75ZM80 24V25H79ZM83 26H82V25ZM152 24V25H151ZM250 24V25H251ZM261 25V26H263V27H261V26H258V25ZM21 25V27H22V30H23V28H24V26H26L25 27V29L26 28H28L29 27V29H32V30H29V29H27L26 31H25V29L23 30V32H21L22 30H21V28H19V26ZM24 25V26H23ZM27 25H29V26H27ZM55 25V26H54ZM59 25V26H58ZM72 25H73V29H72ZM138 27H137V26ZM139 25H141V26H139ZM152 27H151V26ZM247 25V24H246ZM31 26V27H30ZM36 26H38V27H36ZM55 28H57L56 26H58V29H56V31L59 33H57L55 30H54V27ZM67 26H69L68 28H70V30L68 29V28H66ZM76 26H77V28H76ZM252 26V25H251ZM34 27V28H33ZM37 29H36V28ZM52 27V28H51ZM136 27V28H135ZM139 27H142V28H140V29H138V31H137V28H139ZM148 27H150V28H148ZM238 27V26H237ZM43 28V29H42ZM45 28H47V29H50L51 30V32H50V30H49V32L51 33H49L48 32V30H46L47 31V33H46V31H45ZM61 28V29H60ZM63 28V29H62ZM79 28H80V30H79ZM148 28V29H147ZM242 28V29H241ZM3 29V30H2ZM40 29V30H39ZM67 29V30H66ZM60 30H62V31H64L65 32V34H64V32L62 33V31H60ZM67 31V35H66V31ZM83 31V32H80V31ZM142 30V32L140 33V31ZM153 30V32H151V31ZM236 30V31H235ZM240 30H244V33H243V31H240ZM260 32H259V31ZM6 31V32H5ZM30 31V32H29ZM33 31V32H32ZM55 31V32H54ZM60 31V32H59ZM70 31H71V33H74L73 35H68V34H70ZM76 31H78V32H76ZM136 31L137 32H139V33H136ZM235 31V32H234ZM75 32H76V34H75ZM151 32V33H150ZM155 32V33H154ZM238 32V31H237ZM253 32L255 33L254 35H253ZM32 33H34V34H32ZM36 33V34H35ZM40 33V35H43V34H45L44 36L46 37V38H44L43 39V37H42V39L40 40V35H38V34ZM57 33V34H56ZM153 35V36H151L150 37V35ZM242 33H243V35L245 34V36L244 37H248L247 39H249L250 41L252 40V42H254V40H253V38H250V36L251 35H253V37L256 39L255 40V43H253L252 45H254V46H251L250 47V44H249V40H248V42L246 41L247 39L246 38H243V35H242ZM24 34H26L25 36H27V37H25L24 36ZM33 36H32V35ZM56 34L57 36H54V35ZM82 34V35H81ZM136 34V35H135ZM143 34H145L144 36H143ZM251 34V35H250ZM47 35H49L50 37H47ZM61 35V36H60ZM63 35L65 36L64 38H63ZM148 35V36H147ZM262 35V36H261ZM14 36H16V37H14ZM23 36L25 37V38H23ZM52 36V37H51ZM70 36H72L71 37V39H70ZM136 36V37H135ZM139 36V37H138ZM257 36H259V39H261L260 41H258L259 39L257 38ZM10 37V38H9ZM14 37V38H13ZM22 37V38H21ZM55 37H56V40H55ZM62 37V38H61ZM78 37V38H79ZM80 37V38H81ZM150 37V38H149ZM231 37H233V38H231ZM16 38H17V41L15 42V40H16ZM21 38V39H20ZM49 38V39H48ZM152 38H153V40H152ZM15 39V40H14ZM25 39V40H24ZM58 39V40H57ZM59 39H60V41H59ZM139 39V40H138ZM233 39H235L236 40V42L238 41L239 42V46H240V42L242 41V40H244V39H246V40H244L245 41V49L248 51H250V53H252V56H251V54L249 53L248 54V52L247 53H245V49H242V47L241 48H239V49H236V47L238 48L239 46H235L234 45V42H235V40H233ZM12 40H14V41H12ZM50 40V41H49ZM57 42V43H55V41ZM154 40H156L155 42L156 43H154ZM234 42H233V41ZM22 41V42H21ZM68 41V42H69ZM67 42V43H68ZM236 42H235V44H236ZM19 43H20V46H19ZM42 43H41V45H42ZM66 43V44H67ZM156 44L155 45V47L154 46H152V45H154V44ZM159 44V47H156L158 44ZM248 43V44H247ZM251 43V42H250ZM8 44H10V45H8ZM16 46H15V45ZM23 44L25 45V47L23 46ZM242 44V43H241ZM261 44V45H260ZM22 45V46H21ZM52 45V46H51ZM192 45V46H191ZM232 45L233 46H235V47H232ZM243 45V44H242ZM249 45V46H248ZM15 46V47H14ZM9 47V48H8ZM21 47V48H20ZM24 49H23V48ZM63 47V46H62ZM153 47V48H152ZM193 49V52H194V54H192L191 53V51L189 52V50L191 49V48ZM252 47H254V49L252 48ZM260 47V49H262ZM19 48V49H18ZM59 48V49H60ZM141 48H145L146 50H144V49H141ZM151 48L152 49H157V51H151ZM163 49V50H159V49ZM190 48V49H189ZM244 48V47H243ZM252 50H251V49ZM14 49V50H13ZM16 49H18L19 51L21 50V52H19L18 50H16ZM188 49V50H187ZM234 49H236L237 50V53H238V51H240V49H242V53L244 54H241V53H238L239 55H241V56H239L237 53H236V50H234ZM2 50V51H1ZM10 50H11V52H10ZM25 50H27V52H25ZM144 52H143V51ZM180 50H182V52H181V54H180ZM255 50V51H256ZM263 50H260L261 52L263 51ZM8 51V52H7ZM14 53H13V52ZM139 51V52H138ZM158 51H161V52H158ZM185 51V52H184ZM259 51V52H260ZM4 52H5V54H4ZM17 52V53H16ZM22 52H24V53H22ZM157 52V53H156ZM170 52V53H169ZM187 52H189V53H187ZM241 52V51H240ZM8 53V54H7ZM12 53V54H11ZM21 53V54H20ZM26 53H28V54H26ZM145 55H144V54ZM177 53H179V54H177ZM11 54V55H10ZM13 54H15V55H13ZM19 54V55H18ZM175 54V55H174ZM196 54V55H195ZM250 55V57L248 56V55ZM257 54V55H256ZM18 55V56H17ZM22 55V56H21ZM27 55V56H26ZM57 55L58 54H56L55 55V57H57ZM179 55V56H178ZM182 55V56H181ZM183 55H185L186 57L184 58V56ZM187 55H189V57H187ZM192 55H194V56H192ZM216 55V56H215ZM220 55V56H221ZM176 58H175V57ZM247 56L249 57L248 59L249 60H247ZM258 57L259 59H257L258 60V64L256 63V61L257 60H255L256 58H254V57ZM2 57V58H1ZM38 57L41 59H38ZM63 57V58H62ZM62 57H60L59 56V58H61V59H59V58H56L57 59V61L59 62L58 63V68H57V72L59 73V70H60V76H59V79L61 80V79H63V80H61V81H63V82H61L60 81V83H61V85H62V87H61V91H62V93H63V96L60 98V96H59V91H56V90H54V89H48V90H50V91H48L46 88H44L43 86H42V84L40 83V82H38L37 80H35V81H32L30 84H27V86L24 88V89H21L22 90V92H23V96L25 97L24 99H23V103L25 104V105H32L33 107H35V108H37V109H40L43 105H45V103H47V104H50L51 105V108H52V110H53V112H55V113H53L51 116H52V118L55 120L56 119V121L58 120V119H60L59 117H61V118H66V117H68V115H69V113L68 112H70V110L73 108L74 110H75V108H76V106H77V104H76V102L77 101H79L80 100V94H81V90L79 89V88H81L83 85L82 84H86V82L88 81L89 82V85H91V84H93L94 82L92 81V80H95L96 81V79H95V77H93L94 76V73L93 72H90L89 71V69H87L88 67H86L87 65H86V63L84 62V61H82L81 59L79 60V58H77L76 56H74V58L72 57V56H68V55H64V56H62ZM70 57V58H69ZM171 59H170V58ZM194 58V60L196 59L197 61H193L192 60V58ZM217 57V58H216ZM27 58H29L28 59V61H27ZM43 58V59H42ZM161 58V59H160ZM164 60H163V59ZM167 58V59H166ZM174 58H175V60H174ZM187 58V59H186ZM189 58V59H188ZM208 58V59H207ZM64 59H66V60H64ZM69 59V60H68ZM71 59V60H70ZM61 62H60V61ZM178 60V61H177ZM207 60V61H206ZM236 60V59H235ZM36 61V62H35ZM72 61H73V63H72ZM163 61V62H162ZM191 61V62H190ZM193 61V62H192ZM208 61L210 62L211 61V63L212 64H209V66L210 67H208ZM248 63H247V62ZM250 61V62H249ZM65 62V63H64ZM80 62H81V64H82V66L84 65H86L85 67H82L81 66V64H80ZM160 62L162 63V65L164 66H162L161 64H160ZM173 62L174 63H176L177 62V64L179 65V66H174V65H172L173 64ZM196 62H199L200 64H202V66H203V69L201 68V70H199L198 68L196 69V67H198L197 65H199V63L198 64H196ZM30 63L32 64V65H34V68H33V66L32 65H30ZM34 63V64H33ZM36 63H38V65L36 64ZM60 63H62L63 65H61ZM164 63V64H163ZM205 65H204V64ZM251 63V64H250ZM45 64V65H44ZM176 64V65H177ZM196 64V65H195ZM238 64V65H239ZM247 64H250L251 65V67H249V65H247ZM262 64V65H261ZM43 65V66H42ZM78 65L80 66V67H78ZM194 65H195V67H194ZM207 65V66H206ZM212 65V66H211ZM246 65H247V67H246ZM258 65H259V69H261L260 71H259V69H258ZM38 66H41V67H38ZM45 66H46V68H45ZM48 66V67H47ZM60 66V67H59ZM63 66V67H62ZM168 66H169V69H167V70H165V68H168ZM201 66V65H200ZM201 66V67H202ZM205 66H206V68L208 69V71L206 70V71H204V68H205ZM36 67L37 68H40V69H38V72H37V69H36ZM74 67V68H73ZM115 67L116 66H114V65H112V67L110 66V70H111V73H114L115 75L118 73V70L116 71V69H115ZM163 67V68H162ZM171 67H176V70L178 69V71H176V70H172L171 69ZM180 67V68H179ZM32 68L34 69V70H32ZM43 68V69H42ZM60 68H62V69H60ZM65 68V69H64ZM78 68V69H77ZM84 68V69H83ZM86 68V69H85ZM117 68V67H116ZM252 68V69H251ZM35 69H36V71H35ZM46 69V70H45ZM70 69L73 71H70ZM196 69V70H195ZM44 71V73H43V71ZM82 70L83 71H85V75L83 74L84 72H82ZM152 70V69H151ZM153 70H154V68H153ZM155 70L153 71V73L152 74H154V75H157V73L155 72ZM254 70V71H253ZM40 71V72H39ZM46 71V72H45ZM65 71H67V72H65ZM113 71V72H112ZM256 71V72H255ZM259 71V72H258ZM63 72V73H62ZM70 72H72V74H70ZM168 72H169V74H168ZM196 72H198V73H196ZM202 72H204V74H201L200 75V73H202ZM240 72L243 74V75H240ZM66 73H67V79H68V81L69 82H67L66 80ZM75 73V75L77 76V78H78V81L76 80L77 78H76V76L75 75H73ZM93 73V74H92ZM255 75H254V74ZM257 73V74H256ZM258 73H260L261 74V76H260V74L258 75ZM41 74H43V75H41ZM65 74V75H64ZM114 74H112V76H115ZM193 74H195V75H193ZM263 74V75H262ZM82 75H83V77L85 78L84 79V83H82V80H83V77H82ZM153 75V77H155ZM159 75H157L156 76V78H158V76ZM203 75V76H202ZM257 75V76H256ZM63 76H64V78H63ZM87 76H89V77H91L92 79H87L86 80V78H89V77H87ZM159 76V77H160ZM239 76H241V78L239 77ZM243 76V77H242ZM254 76V77H253ZM81 77V78H80ZM161 77V79H163ZM179 77V78H178ZM196 77H197V80L199 81V83H202L201 85L199 84H197V80H196ZM198 78H202L201 80L200 79H198ZM257 78V79H256ZM259 78V79H258ZM73 79V80H72ZM79 79L81 80V81H79ZM168 79V80H167ZM206 79V80H205ZM70 80H72V81H70ZM76 82H78V83H76ZM195 80V81H194ZM205 80V81H204ZM90 81H92L91 83H90ZM168 81V82H167ZM259 81V82H258ZM14 80H12V79H9V78H7L4 74H2V73H0V85L1 86H4V87H6L7 89H13V87H14ZM36 82H38V83H36ZM71 82H74L73 84L71 83ZM87 82V83H88ZM165 82H167L165 85L163 84V83H165ZM176 82V83H175ZM195 82V83H194ZM207 82V83H206ZM67 83V84H66ZM79 83H81V85H79ZM96 84H97V81L95 82ZM94 83V84H95ZM206 84L205 86L203 85V84ZM261 83V84H260ZM75 84L77 85L78 84V86H76V89H75ZM93 84V85H94ZM96 84L94 85V86H96ZM171 84H174L175 86H177L176 88H175V86L174 85H171ZM86 85H88V84H86ZM164 85V86H163ZM171 85V86H170ZM180 85H184V87H179ZM69 86H73V87H71V88H69ZM195 88H194V87ZM200 86V87H199ZM37 87H38V89H37ZM79 87V88H78ZM161 87H165V88H163L162 90H161ZM173 87L175 88L174 90H175V93L179 90V89H183L182 91L184 92V94L186 95L188 92H189V95H194L193 97L195 98V96H196V100H195V103L193 102V100H194V98L193 97H191V96H189L188 98L190 99V97L193 99H191V100H189V101H191V102H193V104L191 105V102L189 103H187L186 101H187V99H186V101H184V99L185 98H187V96H185V95H183L181 92V90H179V92L180 93H177L178 94V96H177V94H175L174 93V90L172 91V89H173ZM187 87V88H186ZM202 87V88H201ZM204 87H205V90H204ZM41 88V90H39ZM177 88H179V89H177ZM194 88V89H193ZM203 90H201V89ZM209 90H208V89ZM26 89V90H25ZM68 89H71L70 91L72 92L73 90V92L71 93L70 91H68ZM184 89H187L186 91H188L187 93H185V90ZM190 89L192 90V92H190ZM39 90V91H38ZM76 90V91H75ZM80 91V93L78 92V91ZM177 90V91H176ZM196 90V92H194ZM211 90V91H210ZM169 91V92H170ZM209 92V94L210 95H207L206 96V94ZM34 92V93H33ZM70 92V93H69ZM75 92V93H74ZM168 92V93H169ZM203 92V93H202ZM38 93V94H37ZM51 93V94H50ZM75 94V95H72V94ZM164 93H162V94H164ZM205 93V95H203ZM68 94H71V95H69L68 96ZM77 94L79 95L78 97L79 98H77L76 96H77ZM180 94H182V96L180 95ZM180 95V96H179ZM188 95V94H187ZM214 96V97H212V96ZM53 96H56V98L55 99H52V98H54ZM68 96V97H67ZM73 96V97H72ZM175 96V97H174ZM203 96H205V97H203ZM63 97H64V99L68 102L67 103V106H65L64 107V103H63ZM66 97H67V99H66ZM74 97H76V98H74ZM182 97V98H181ZM183 97H185L184 99H183ZM211 99H210V98ZM73 98V99H72ZM182 100H181V99ZM71 99V100H70ZM177 99H178V101H177ZM206 99H209L208 101L206 100ZM213 99H215V100H213ZM32 100V101H31ZM73 100H74V102H73ZM180 100H181V102H180ZM71 101V102H70ZM206 101V102H205ZM212 101V102H211ZM215 103H214V102ZM50 102V103H49ZM210 102H211V104H210ZM52 103V104H51ZM185 104V106L183 105V104ZM208 103L210 104V105H213V108L215 107L218 111H216V109L214 108H212V106L210 107V105H208ZM74 104V107H71L72 105ZM76 104V105H75ZM187 104H189V105H187ZM219 104V105H218ZM69 106V109L67 108ZM177 106V107H176ZM194 106V107H193ZM206 106H209V110H211V112H209L210 113V115H208V114H206L205 115V112H201V109H203L204 107H206ZM217 106V107H216ZM178 107H179V109H178ZM184 107H185V109H184ZM264 107V106H263ZM67 111H66V110ZM73 109H72V111H73ZM182 109V110H181ZM191 109V110H190ZM212 109H213V111H212ZM214 110H215V112L216 113H213L214 112ZM185 112V113H184ZM198 112H199V114H200V116H198ZM12 113H14V112H12ZM221 113V111L219 112V114ZM208 115V116H207ZM221 115V114H220ZM197 117H200V118H197ZM207 118V119H208ZM18 120H20V121H23L24 123H28L29 125H31V127H32V129L33 130H35L37 127H38V125H37V123L36 122H34V121H29V120H27L26 119V117H19V119ZM211 122H213V123H211ZM228 124H229V122H227ZM257 125H258V127H257ZM213 126V127H212ZM218 126V127H217ZM229 126V127H228ZM260 126H263V127H260ZM229 128V130L232 132V136L230 137L229 135L231 134V132L228 130L227 131V129ZM258 128V129H256V128ZM213 129L214 130H216L215 132L213 131ZM255 130V132H254V130ZM258 130H262L263 131V133L262 132H257ZM59 131H60V134H61V136L62 137H64V138H66L68 141H70V142H74V139H73V137H72V135L71 134H65L63 131H62V129H61V127H59ZM248 131V132H247ZM228 133H230V134H228ZM246 133V134H245ZM254 133V134H253ZM262 133V134H261ZM228 136H227V135ZM233 134H235L234 136H236V137H234L233 136ZM250 134H253V135H255V136H253V135H250ZM257 134V135H256ZM221 135H223V136H221ZM225 135L227 136L226 138H227V140H226V138H224L225 137ZM250 135V136H249ZM221 138H220V137ZM247 136H249V138L247 137ZM253 136V140L255 139V141L258 143V144H256L255 143V141H253L250 137H252ZM261 136V137H260ZM247 137V138H246ZM257 137H260V138H257ZM230 138V139H229ZM240 138H242V140L243 139H245V141L243 140V142L241 141V139ZM33 139H34V141L36 142V144H38L39 145V137L38 136H34L33 137ZM240 140V142L238 143V140ZM248 139V140H247ZM222 140H224V141H222ZM246 140L248 141V143H246ZM249 140H250V142H254V143H250L249 142ZM218 141H219V143H218ZM263 141V142H262ZM139 142H140V139H136V140H134L133 142H131V144H130V149H132L131 151L133 152V153H136L137 151H138V149L141 147L140 145L141 144H139ZM138 143V144H137ZM226 143V144H225ZM231 143V144H230ZM243 143V144H242ZM220 144H223L224 146H226V147H224L223 145L221 146ZM240 144V145H239ZM246 144V145H245ZM248 144H249V147L250 148H248ZM253 144H254V146H253ZM80 146V148H81V150L83 151V152H85V153H87L88 154V156L90 157V159H91V161H92V163L93 164H96V165H98V166H100L104 171H106V169L108 170L109 169V164H108V162L104 159V158H101L100 157V155L97 153V152H95V151H91V150H89V148L85 145V144H79ZM238 145V146H237ZM256 145V146H255ZM264 145V144H263ZM236 146H237V148H236ZM222 147V148H221ZM262 148V147H261ZM264 148V147H263ZM221 149H223V150H221ZM236 149H237V153H236ZM239 149H240V151H239ZM251 149V151H249ZM234 150V152L232 153V154H230L232 151ZM223 153H222V152ZM226 153H225V152ZM236 153V154H235ZM245 153V154H244ZM2 153L0 152V157H1V159L2 160H0V167H5L6 166V161H4L5 160V158L4 157H2L3 155H1ZM250 155V156H249ZM240 156H242V157H240ZM237 157H240V158H237ZM246 157V158H245ZM3 158H4V160H3ZM231 160H230V159ZM237 160H235V159ZM171 159H173L172 157H171ZM171 159H168V163L171 165V166H175L176 164H177V162H176V160H171ZM244 160V161H242V160ZM248 159V160H247ZM227 160H229V161H227ZM235 160V161H234ZM3 161V162H2ZM233 161V162H232ZM239 161V162H238ZM247 161V162H246ZM245 162V163H244ZM2 163H4V164H2ZM249 163V164H248ZM238 165V166H241L240 164H242V166L241 167H236V165ZM233 165V166H232ZM249 166L251 167V166H254L255 168H256V166H259L258 168H256V170L259 172V173H261V175L263 176H261V175H259V173H258V175L259 176H252V173H251V171L249 170V169H247V168H249ZM231 167H233L232 169H231ZM235 167V168H234ZM106 168V169H105ZM237 168V169H236ZM236 169V171H233V170H235ZM203 170V168L202 167H200V166H197L196 168H193L192 170H190L189 172H188V170L187 169H183V171H182V173H181V176L180 177H178V175H174L172 178L175 180V182H174V184H173V187L171 188V189H168V191H167V193L164 195V196H162L159 200H158V203H157V205H156V207H155V229H154V231L153 230H151V229H140V231L138 232V234L137 235H135L136 237H138L137 239H140V240H136L135 238L136 237H134V239H133V241H132V244L131 245H133V246H129V247H127V250L129 251V254H130V261H131V258H132V262H131V264H148L149 262L150 263H154V264H158V263H160V264H179L181 261V263L180 264H185L186 262L188 263V264H235V260L233 259V257L232 256H228V257H222L220 254H218V253H215V254H206V255H204V256H201V257H198V256H196V255H194V254H192V253H190L189 252V249L188 248H184L183 250V256L182 257H180V256H178V254H177V252L175 251V249L172 247V246H168V245H166V240L167 239H169V238H171L172 236H173V234L171 233L172 232V227H173V225L175 224V222L177 221V222H182L183 223V225H184V227H185V230L187 231V232H190L191 230H192V226H193V224H195L196 223V225L204 232V234H207V227H208V223L207 224H202V223H199V224H197V222H196V219H194V214L195 213H204V212H206V210L209 208V207H212V206H214V205H217V203H219L218 201H223V199H225V201L231 196L230 195V193L228 192V190H226L225 188H222V187H220L219 185H211V183H210V177H209V175H208V173H206V171L204 172V171H202ZM241 170V171H240ZM247 170V171H246ZM240 172H242L241 174H240ZM251 173V175H250V173ZM96 176V175H95ZM251 176H252V178H251ZM97 177V176H96ZM65 178L66 179H68L71 183H72V185H74V186H76V187H78L79 186V183L76 181V179L73 177V176H70V175H66L65 176ZM179 178V180H177ZM185 180H184V179ZM189 178H190V180H189ZM210 180H209V179ZM248 178H249V183H247L248 182ZM259 178H262L261 180H262V182H261V180L259 179ZM188 181H187V180ZM184 180V181H183ZM209 180V181H208ZM254 182H253V181ZM185 181H186V183H185ZM5 182H6V180H5ZM4 182V179H2V180H0V183H5ZM190 183L189 185H188V183ZM259 182H261V183H259ZM176 183H178V184H176ZM6 184V183H5ZM185 184V185H184ZM186 184H187V187H186ZM203 184V185H202ZM178 187H177V186ZM258 185V186H257ZM259 185H260V188H259ZM181 186V187H180ZM252 186V187H251ZM176 187H177V190H174V189H176ZM204 187V188H203ZM209 189H208V188ZM254 188V189H251V188ZM256 187H258L257 189H256ZM183 188H185V189H183ZM207 188V189H206ZM180 189H182V190H180L181 191V193H179L180 191L179 190ZM188 189H189V192L191 193V194H188L189 192H188ZM187 190V191H186ZM172 191V192H171ZM175 191V192H174ZM176 191H178V193L176 192ZM255 191V192H254ZM186 194H185V193ZM188 192V193H187ZM263 193V194H262ZM169 194H170V196H169ZM182 195V196H181ZM189 197H188V196ZM205 195V196H204ZM177 196V197H176ZM181 196V197H180ZM202 196V198H200ZM219 196V197H218ZM171 197V198H170ZM178 198L177 200H176V198ZM185 197H186V199H185ZM233 197H238V194H235V195H233ZM0 201L1 202H3V203H1L0 202V205L1 204H3V205H6V206H0V217L3 219V221H5L4 223H11V225L13 226V229H12V231H14L15 230V232H12V231H10L9 232V234L10 235H14V237L12 236V239L14 240V241H16V240H18V239H20L22 242H20V240H18V242H20L19 243V245H21V247H24V249H25V251L26 252H32V250L35 252V250L33 249V247H34V245L35 244H39L43 249H44V251H43V253L42 254H37V258L38 257H40V258H38V259H36L35 260V262L38 260L39 261V264L42 262V264L44 263V264H71V263H69L70 262V257L66 254H61V252L62 253H64L63 251H60V252H55V251H53L52 249H50V247H48L51 243V241L49 240V233L50 232H53L55 229H56V227H57V221H56V219H52L53 221H51V222H49V220H48V215L47 214H45L44 215V213H45V209H44V207L41 205V204H36V205H29V203H27V204H23V206L22 205H19V208H18V206H17V202L16 201H8V203L6 204V202H7V197L5 198V197H2L1 195H0ZM174 198H175V200H174ZM180 198V199H179ZM182 198V199H181ZM198 198V199H197ZM208 198H212V200L213 201H211V203L209 202L208 203V205H209V207H208V205H207V202H208ZM220 198H222V199H220ZM166 199V200H165ZM172 199V200H171ZM207 199V200H206ZM184 200V201H183ZM201 202H200V201ZM204 200V201H203ZM5 201V202H4ZM173 201H175V202H173ZM182 201H183V203H182ZM188 201V202H187ZM13 203L12 205H10L9 206V204H11V203ZM199 202V204L197 205V203ZM213 202H215V203H213ZM239 202H241V201H239ZM167 203H170V204H168L169 205V208H166V207H168V205L166 204V206H165V204ZM203 203H204V205H205V207L206 208H202V207H204V205H203ZM182 204V205H181ZM40 205V206H39ZM161 205V206H160ZM163 205H164V207H163ZM175 205V207H176V209H173L172 210V208H175V207H173ZM186 205V206H185ZM190 205H192V207L190 206ZM15 208V209H17V213H15L16 212V210L15 211H13L12 209H14L13 207ZM22 206V207H21ZM42 206V207H41ZM172 206V207H171ZM8 207V208H7ZM10 207H12V208H10ZM27 207V208H26ZM37 207V210L39 209L40 211H38V212H40V213H42L41 215H40V213L38 214V212H32V211H35V208ZM38 207H40V208H38ZM178 207V208H177ZM187 207L189 208V209H187ZM10 208V209H9ZM25 208H26V210H25ZM29 208H32V209H29ZM164 210H162V209ZM187 210H186V209ZM202 208V209H201ZM7 209H9V210H7ZM21 209H23L22 211H21ZM43 209V210H42ZM157 209V210H156ZM12 210V211H11ZM36 210V211H37ZM176 210H178V212H176ZM183 210H184V214H183ZM190 212H189V211ZM264 208L262 209V211H261V216H259L258 218H257V221H252L251 223H249V225H246V226H244L243 224H240V223H238V222H236V224H235V229L237 230V229H239V230H237V232L236 231H233V232H227V231H222V233H223V237L224 238H226V239H228L229 238V240H231L232 242H231V244H230V242H229V244L228 245H230V247L233 249L232 251H231V253H233L234 255H236L239 259H241L242 261H244L245 262V264H264ZM7 211V212H6ZM8 211H10V212H12V214H13V212H14V214H17L16 215V217H15V219H14V221H13V218H14V216L13 215H11L10 216V212H8ZM26 211V212H25ZM28 211V212H27ZM31 211V212H30ZM157 211V212H156ZM162 211V212H161ZM172 211V212H171ZM175 211V212H174ZM193 211H194V213H193ZM208 211V210H207ZM21 212H23V214L21 213ZM163 213V214H161V213ZM166 212V213H165ZM182 212V213H181ZM7 213V214H6ZM25 213V214H24ZM38 215H37V214ZM173 214V213H175V215L173 214V215H171V214ZM178 213V214H177ZM19 214V215H18ZM28 214V215H27ZM3 215V216H2ZM8 215H9V217H8ZM22 215H23V217H22ZM25 215V216H24ZM30 215V217H27V216H29ZM33 215H35L36 216V218H34V216ZM17 216H19V219H18V217ZM21 216V217H20ZM33 216V217H32ZM41 217H43V218H45V219H43L42 220V218H41V221H44V220H47V221H44V222H41L40 221V218ZM47 216V217H46ZM163 216V217H162ZM165 216V217H164ZM182 216L184 217V218H182ZM27 217V218H26ZM170 217H172V218H170ZM174 217V218H173ZM8 218H9V220H8ZM12 218V219H11ZM18 220H17V219ZM30 218H31V221H30ZM35 220H34V219ZM166 218L168 219L167 221H169V222H167L166 221ZM5 219V220H4ZM27 219V220H26ZM174 219L175 220V222H174V220H173V222H171V223H173V225L172 224H170V221H172V220ZM262 219V220H261ZM16 220H17V223H16ZM21 220V221H20ZM37 220V221H36ZM163 220H165L164 221V223H163ZM23 221V222H22ZM30 221V222H29ZM33 221V222H32ZM38 222V223H37ZM47 222V223H46ZM49 222V223H48ZM54 222V223H53ZM158 222V223H157ZM176 222V223H177ZM24 223V224H23ZM41 223H44V224H41ZM163 223V224H162ZM166 223V224H165ZM263 223V224H262ZM19 224V225H18ZM20 224L23 226L24 225V227H27V226H29V227H27V230H26V228H22V227H19L20 226ZM28 224V225H27ZM30 224H32V226L30 225ZM38 224H41V225H39V227H37L36 225H38ZM52 224H54V225H52ZM159 224V225H158ZM170 224V226L168 227V225ZM43 225H44V227H43ZM51 225H52V227H51ZM167 225V226H166ZM172 225V226H171ZM38 228H36V227ZM41 226V227H40ZM50 226V227H49ZM159 226H161V227H159ZM164 226V227H163ZM49 228V230L47 229V228ZM158 227L159 228H161V229H159L158 230ZM163 227V228H162ZM172 228V229H168V231L166 230V233L165 232H163L162 234H161V232L160 231H165V229H167V228ZM242 227H244L243 228V230H242ZM20 228V229H19ZM34 228V229H33ZM51 228H52V230L53 231H51ZM165 228V229H164ZM17 229H19V231H17ZM24 229V230H23ZM164 229V230H163ZM43 230H45L46 232H44ZM48 230V231H47ZM242 230V231H241ZM17 231V232H16ZM27 231H29L31 234H32V232H33V234L31 235L30 233H25V232H27ZM100 231V230H99ZM157 231V232H156ZM22 232H24L23 234H22ZM172 234H170V233ZM99 232H97V234H98ZM101 233H103L102 235H101ZM158 233H159V235H158ZM168 233L170 234V236L168 235ZM15 234H16V236H15ZM28 234V235H27ZM97 234H95V236L93 235L92 236V241L94 242V244H93V242L91 243V245H92V247H93V250H91L92 249V247L89 245V246H87V244L85 243V242H82V241H76V243L75 244H77L75 247H77L76 248V250L77 249H80L81 247H85V248H82V249H84V250H82V249H80L81 250V252H80V250H77V260L79 261H83L82 259H84V263L86 264H89V262L90 261H94V263L93 264H99V263H101L102 261H103V259H104V261L102 262L103 264H118V262H117V260L116 259H114L113 258V255L111 254V252H112V249L109 247V245L113 248V242H112V240L110 241V237L108 236V235H106L104 232H100L98 235ZM147 234V235H146ZM27 235V236H26ZM31 235V236H30ZM46 235V238L44 237ZM101 235V236H100ZM139 235V236H138ZM144 235V236H143ZM241 235H245L246 237H241ZM28 236H29V238H28ZM40 236V237H39ZM48 236V237H47ZM96 236H98V237H96ZM99 236L101 237V243L105 240V242H103L102 244H100L99 242H96L97 240L99 241L100 239H98L99 238ZM162 236H165V237H162ZM25 237V238H24ZM26 237H27V239H26ZM142 237H143V239H142ZM144 237L146 238V239H144ZM237 237H238V239H237ZM17 238V239H16ZM39 238V239H38ZM42 238V239H41ZM45 238V239H44ZM96 239V241H95V239ZM164 239V240H162V239ZM235 238H236V240H235ZM244 240H243V239ZM16 239V240H15ZM25 239L26 240H28V241H25ZM30 239V240H29ZM94 239V240H93ZM102 239H103V241H102ZM141 239L143 240V241H141ZM32 240V241H31ZM38 240V241H37ZM42 240V241H41ZM136 242H135V241ZM42 242V244H40L41 242ZM109 241V242H108ZM137 241H138V244H137ZM146 241V242H145ZM26 242V243H25ZM36 242V243H35ZM40 242V243H39ZM82 242V243H81ZM141 242V243H140ZM144 242V243H143ZM97 243H99V244H97ZM108 245H107V244ZM136 243V244H135ZM147 243V246L145 245ZM34 244V245H33ZM79 244H81L82 246L80 247V245ZM84 244V245H83ZM142 244V245H141ZM216 242H212L211 243V247H217L218 246V244H217V246H216ZM262 244V245H261ZM24 245V246H23ZM27 245V246H26ZM79 245V246H78ZM96 245V246H95ZM108 246V247H106V246ZM134 245H136L135 246V250L139 253V251H141V253H137V255L139 256V257H137V255H136V251L135 250H132V248L134 249ZM223 245V247H226V246H224V244H222ZM221 245V246H222ZM252 245H254V246H256V248L258 249L257 251H258V254L259 255H257V256H255V254H254V252H253V250H252V248L250 247V246H252ZM29 246V247H28ZM104 246H105V248L106 249H103L104 248ZM145 246V247H144ZM47 247H48V249H47ZM80 247V248H79ZM91 247V248H90ZM100 247H102L101 249H100ZM147 247V248H146ZM171 247V248H170ZM86 248H87V250H86ZM95 248V249H94ZM108 248V249H107ZM152 248V249H151ZM6 249H7V251H6V253L8 252V250L10 251V253L11 252H13V255H12V253L11 254H9V253H7V255L9 256V261H7V263L6 264H15V263H17V262H19L18 264H25L24 263V258L22 257V253L21 252H18V251H13L11 248H9L8 246H6ZM88 249H90V252H89V250ZM102 249L105 251H102ZM129 249H131V250H129ZM141 249V250H140ZM156 249V250H155ZM169 249V250H168ZM222 249V248H221ZM262 249V250H261ZM46 250V251H45ZM86 250V251H85ZM95 250H97V251H95ZM139 250V251H138ZM145 250V251H144ZM175 251V253H174V251ZM48 251V252H47ZM88 251V252H87ZM92 251V252H91ZM93 251L95 252V253H93ZM147 251V252H146ZM149 251V252H148ZM164 251V252H163ZM172 253H171V252ZM87 252V253H86ZM107 252L109 253L110 252V254H108V255H106L107 254ZM158 252V253H157ZM217 252V251H216ZM16 253V254H15ZM56 253V254H55ZM82 253H83V255H82ZM149 253V254H148ZM165 253V254H164ZM170 253V254H169ZM56 255V259H55V256L53 257V255ZM59 254V255H58ZM87 256V258H86V256ZM102 254H105V255H103V257H100L101 259H99V256H101ZM131 254H133V255H131ZM161 254V255H160ZM18 257H17V256ZM41 255V256H40ZM47 255V256H46ZM48 255L50 256V258H51V260L49 259V257H48ZM52 255V256H51ZM62 255V256H61ZM82 255V256H81ZM93 257V258H95V259H93V258H91V256ZM149 255V256H148ZM172 255H174V256H172ZM176 255H177V257H176ZM14 256H15V258H14ZM44 256V257H43ZM59 256H60V259H59ZM85 256V257H84ZM104 256H108V257H104ZM112 256V257H111ZM133 256V257H132ZM141 256V257H140ZM144 256V257H143ZM152 256H153V258H152ZM162 256V257H161ZM170 256V257H169ZM187 256V257H186ZM42 257H43V260H42ZM62 257V258H61ZM92 259H90V258ZM147 257H148V259H147ZM154 257H156V258H154ZM17 258V259H16ZM54 258V259H53ZM86 258V259H85ZM89 258V259H88ZM106 258H111L110 260L112 261H110V260H107ZM134 258V259H133ZM142 258V260H143V262H142V260H140V259ZM145 258V259H144ZM161 258V259H160ZM171 258H172V260H171ZM175 258V259H174ZM15 259V260H14ZM19 259V260H18ZM40 259L42 260L41 262H40ZM44 259H45V261H44ZM46 259H48V260H50V261H48V260H46ZM62 259V260H61ZM65 259V260H64ZM89 261H88V260ZM139 259V260H138ZM147 259V260H146ZM153 259H155V260H153ZM179 259V260H178ZM18 260V261H17ZM101 260V262H98V261H100ZM106 260V261H105ZM136 260H138V261H136ZM149 260V262H147ZM151 260L153 261V262H151ZM172 262H171V261ZM178 260V261H177ZM15 261H17V262H15ZM44 261V262H43ZM47 261V262H46ZM60 263H59V262ZM62 261H64V262H62ZM87 261V262H86ZM140 261V263H138ZM176 261V262H175ZM184 261H186V262H184ZM15 262V263H14ZM34 262V264H38L37 262L35 263ZM46 262V263H45ZM66 262H68V263H66ZM95 262H97V263H95ZM105 262V263H104ZM137 262V263H136ZM145 262V263H144ZM158 262V263H157ZM101 263V264H102ZM149 263V264H150ZM186 263V264H187ZM91 264H92V262H91Z\"/></svg>","mask_w":264,"mask_h":264}]
</instances>
